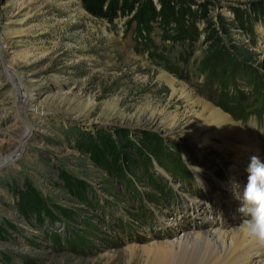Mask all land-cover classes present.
<instances>
[{
	"label": "rangeland",
	"instance_id": "1",
	"mask_svg": "<svg viewBox=\"0 0 264 264\" xmlns=\"http://www.w3.org/2000/svg\"><path fill=\"white\" fill-rule=\"evenodd\" d=\"M0 40L20 92L49 98L51 111L27 112L21 151L24 128L0 61V264H153L137 248L164 241L173 216L159 215L158 235L144 209L169 208L166 191L193 192L188 164L235 201L221 174L232 161L216 149L103 118L148 106L182 112L164 73L264 127L255 111L264 108V0H0ZM67 102L78 111L92 102L89 118Z\"/></svg>",
	"mask_w": 264,
	"mask_h": 264
},
{
	"label": "bare ground",
	"instance_id": "2",
	"mask_svg": "<svg viewBox=\"0 0 264 264\" xmlns=\"http://www.w3.org/2000/svg\"><path fill=\"white\" fill-rule=\"evenodd\" d=\"M5 53L6 46L0 40V61L4 66L2 73L5 82L10 86V96L16 103L17 120L24 128L20 145L22 151L26 146L24 143L29 138L32 126L27 112L35 116L50 113L51 111L44 108L49 98L42 97L41 100L36 95H24L20 92V84L16 81L15 74L5 64L7 56ZM158 79L169 88L170 100L175 98L181 100L184 105L182 112H179V107L171 110L168 107L148 106L146 111L139 110L140 112L129 117L123 115L116 117L112 112L107 113L104 116L106 118H103L104 121L109 124H123L131 128L143 127L163 135L176 136L186 140L198 152L203 149H216L223 159L232 161L227 166L229 172L237 175L243 173V176L240 175L242 178L246 176L249 158L247 154L246 157L243 156V153L250 150L258 153L261 150V144L252 133L241 128L227 114L198 97L186 85L170 75L160 73ZM58 98L64 99V96L61 95ZM60 104L58 103L53 110L60 111ZM67 108L72 114H77V117L88 119L93 104L92 102L86 103L82 108L83 111L79 110L80 112L71 109L70 104ZM232 153H239L240 156L231 159ZM240 168H243V172ZM209 223L210 230L189 232L182 230L179 235L180 233L175 234V231L180 230V225L173 221L170 225L171 231L167 233L170 238L167 237L162 242L152 244L148 249L142 247L137 250L145 256H151L153 264H264V241L252 237L247 230L238 228L240 225L226 222L216 215ZM135 251V248H128L126 257L129 261L134 257Z\"/></svg>",
	"mask_w": 264,
	"mask_h": 264
},
{
	"label": "clouds",
	"instance_id": "3",
	"mask_svg": "<svg viewBox=\"0 0 264 264\" xmlns=\"http://www.w3.org/2000/svg\"><path fill=\"white\" fill-rule=\"evenodd\" d=\"M188 167L189 171L194 173L193 177L198 182L199 188L203 189L204 182L199 176L203 169L191 164H188ZM246 172L247 183L243 186L242 192L235 178L230 181L233 194L242 202L239 211L248 217L238 228L247 230L252 237L264 241V160L257 155H252Z\"/></svg>",
	"mask_w": 264,
	"mask_h": 264
}]
</instances>
